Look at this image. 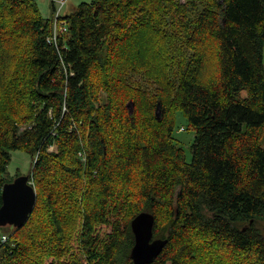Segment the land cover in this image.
I'll use <instances>...</instances> for the list:
<instances>
[{"label":"trees","instance_id":"1","mask_svg":"<svg viewBox=\"0 0 264 264\" xmlns=\"http://www.w3.org/2000/svg\"><path fill=\"white\" fill-rule=\"evenodd\" d=\"M49 9L0 0V205L13 151L36 192L0 264H134L143 210L148 264H264V0H90L57 47Z\"/></svg>","mask_w":264,"mask_h":264},{"label":"water","instance_id":"2","mask_svg":"<svg viewBox=\"0 0 264 264\" xmlns=\"http://www.w3.org/2000/svg\"><path fill=\"white\" fill-rule=\"evenodd\" d=\"M132 112L133 104H128ZM160 102L156 106V116L160 118ZM36 192L29 181V175H18L5 182L1 190L0 226L21 227L34 208ZM153 213L143 210L130 221L134 242L130 258L134 264L151 263L165 246L167 239L153 238Z\"/></svg>","mask_w":264,"mask_h":264},{"label":"rangeland","instance_id":"3","mask_svg":"<svg viewBox=\"0 0 264 264\" xmlns=\"http://www.w3.org/2000/svg\"><path fill=\"white\" fill-rule=\"evenodd\" d=\"M90 0H68L66 2L65 6L61 10L60 14L61 16L66 15L67 12L70 11V9L73 6H77L78 4L82 2H88ZM41 12L43 15L49 16L50 15V9H49V1L48 0H38ZM263 56H264V46H263ZM134 80L136 79L140 86L146 89H152V86L149 84V82L140 75H131ZM138 78V79H137ZM175 135L178 138L180 146L183 147V149L186 151L187 156L189 157L190 154V146L192 143V140L194 138L193 130L188 127V122L185 118H181L179 115L178 117V123L175 126L174 129ZM55 147H52V150H54ZM32 161H34V158H30L27 153L23 151H13L12 153V160L8 166V173L11 178V181L18 175H24L28 174L29 176L31 174L28 173L29 169H32ZM18 174V175H17ZM9 227V226H7Z\"/></svg>","mask_w":264,"mask_h":264},{"label":"built area","instance_id":"4","mask_svg":"<svg viewBox=\"0 0 264 264\" xmlns=\"http://www.w3.org/2000/svg\"><path fill=\"white\" fill-rule=\"evenodd\" d=\"M53 3L52 34L47 38L48 42L57 47L59 35L66 32L67 27L61 19V10L68 0H48Z\"/></svg>","mask_w":264,"mask_h":264},{"label":"crops","instance_id":"5","mask_svg":"<svg viewBox=\"0 0 264 264\" xmlns=\"http://www.w3.org/2000/svg\"><path fill=\"white\" fill-rule=\"evenodd\" d=\"M66 14H68V12Z\"/></svg>","mask_w":264,"mask_h":264}]
</instances>
